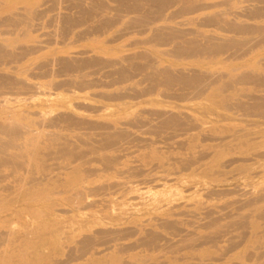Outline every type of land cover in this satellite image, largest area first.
Instances as JSON below:
<instances>
[{"label": "bare ground", "instance_id": "obj_1", "mask_svg": "<svg viewBox=\"0 0 264 264\" xmlns=\"http://www.w3.org/2000/svg\"><path fill=\"white\" fill-rule=\"evenodd\" d=\"M18 1L22 7L0 0V264L25 262L38 241L55 231L48 213L57 210L45 204L50 198L60 197V206L75 204L72 212L93 210L99 204L109 210L120 205L118 200L111 201L112 197L121 195L123 199L140 192L133 187L136 179L150 181L153 172L166 167L170 168L166 177L150 181L152 184L168 182L169 176H175L178 183L187 182L202 169L197 177L217 183L225 178V169L234 165H238V174L264 168V152H260L264 143H255L264 139V62L248 60L264 49V25L236 21L239 17L263 20L264 0H221L228 10L216 13L209 11L219 5L209 6L204 0H90L89 7L84 0H73L76 15L61 17L62 25L71 27L62 31V37L84 22H92V28L80 33L79 39L106 35L118 25L124 28L122 37L137 29L149 38L132 46L171 45L169 53L161 56L191 62L183 69L163 66L150 51L87 60L34 58L41 49L27 44L34 32L43 30L33 26L41 15L27 0ZM232 3L250 6L239 14L232 11ZM177 19L185 21L158 26ZM226 55L224 70L193 69L198 64L211 68ZM242 60L247 62L228 66ZM52 95L55 100L42 106L44 110L33 104L41 96ZM158 95L173 102L167 105L151 100ZM192 102L198 104H176ZM211 116L258 118L262 122L207 128ZM249 127L253 129L247 131ZM169 133L186 136L178 144L185 156H174L177 150L173 157H166L167 152L155 147L152 137L164 139ZM208 166L218 170L213 173ZM234 191L241 192L242 201L214 208L201 202L190 207L181 202L178 193L165 201L167 204L158 195L138 196L133 200L142 202L143 215L135 210L111 216L110 228L97 217L87 221L89 226L73 233L77 240L67 249L68 260L52 256L50 264H101L94 259L82 262L95 257L94 247L102 244L115 249L107 264H147L149 259L151 264L189 260L211 264L216 260L207 252L221 257L236 249L240 244L237 234L246 228L252 232L253 243L264 227V187ZM68 192L71 197L64 198ZM90 198L103 201L87 205ZM83 205L87 207L81 208ZM26 214L35 226L33 239L26 236L28 224L21 233L3 231L12 225L11 218L21 219ZM96 225L103 227L93 231ZM253 246L255 251L241 255L240 260L264 264L259 255L264 241ZM184 252L188 256H183ZM126 255L127 261L123 259Z\"/></svg>", "mask_w": 264, "mask_h": 264}, {"label": "rangeland", "instance_id": "obj_2", "mask_svg": "<svg viewBox=\"0 0 264 264\" xmlns=\"http://www.w3.org/2000/svg\"><path fill=\"white\" fill-rule=\"evenodd\" d=\"M68 1V2H67ZM85 6H90L91 1L90 0H84ZM97 2L103 1V0H94ZM110 0H106V3H109ZM220 2V3H219ZM6 3L10 5H17L19 1L18 0H6ZM27 3L32 4V8L35 10V12H38L41 15V18L37 19L33 22L34 27H43V30L37 33L32 34V41H30L27 45H34L39 46L41 51L34 55V58H48L52 59L54 57L61 59H71V60H87L90 58H105V57H111V56H128L133 53H138L142 51H150L151 54L156 57L158 61H162L163 66L168 65H174L177 69H183L188 68L191 66V62L189 63H181L178 62L175 59H172L170 57H162L161 54L163 53H169L171 50V45L162 46V45H153V47L150 48L152 45L147 46H132L135 42H145L149 37L146 35H140L137 33V29H133L131 33L128 32L127 35L124 37L120 36L121 31L124 29L122 26H116L106 35H85L82 39L78 38V35L80 33L89 32L92 28V22H84L81 25L74 27L72 30V33L68 36L62 37L61 33L62 31H69L71 27H66L65 25H62L63 23L61 21L62 16L67 15H76V11L73 10V5L75 3L73 0H27ZM204 3L209 6H217L219 5V8L212 9L211 13L221 12L224 10H228V7H223L221 4V0H204ZM93 4V3H92ZM69 7H68V6ZM95 5V4H93ZM110 6L114 7L115 4H109ZM250 6V4H240V3H232V11L243 14V11L245 7ZM18 7H22V4H19ZM252 7V6H251ZM175 8H172L168 10V14H171L172 11H175ZM109 15V12H108ZM233 16L230 17L231 20H234ZM184 19H177L174 20L172 23H160L158 26H177L180 23H183ZM238 23H245L246 25H264V19L260 21H252V20H246L245 18L239 17L236 19ZM186 28V27H185ZM84 30V31H83ZM208 30H212L208 29ZM56 32V33H55ZM71 32V31H70ZM51 34V36L49 35ZM57 34H60V36H57ZM47 35V36H45ZM122 37V38H121ZM78 38V39H77ZM138 40V41H137ZM102 49L103 51L98 52L97 49ZM88 51V54L85 53ZM108 55V56H106ZM227 58V55L218 60V63L216 65L212 66L211 68H202L200 64H198V67L195 65L193 66L194 70H202L205 71L206 69H209L211 71H217V70H224L226 64L224 63V59ZM255 63H263L264 62V49L261 50L258 53H255L251 59ZM223 61V62H222ZM247 61L242 60L239 62L229 64L228 66H234L239 67L243 64H245ZM189 66H188V65ZM264 64V63H263ZM193 65V64H192ZM53 93V92H52ZM264 94V93H263ZM53 100H55V96H41L39 99H37L33 104L40 106L39 108L44 110L43 107H46L49 103H51ZM151 100H154L158 103H166L167 105L169 103H172L173 101L163 98L162 95L155 96L151 98ZM70 101V100H69ZM68 101V102H69ZM81 101H75V103H79ZM180 106L185 107H194L198 103L192 102V103H176ZM142 108V107H141ZM144 108V107H143ZM159 110L163 109L162 106L157 107ZM72 110H76L73 109ZM169 110V109H167ZM60 112H65L66 110L60 109ZM70 111V110H68ZM218 111V110H217ZM67 112V111H66ZM130 112H133L132 110ZM220 112V111H218ZM78 114H82L80 112H76ZM221 116H223L224 113L220 112ZM190 114V113H189ZM225 115V114H224ZM86 116V115H85ZM236 119L232 120H225L223 117H216L211 116L208 118L209 123L207 124V128L210 127H216V129H225L229 128L234 125H238L237 123H240V121H245L249 124H257L259 122H262V120L258 118H242V117H235ZM253 121V122H252ZM253 129V128H252ZM251 127L247 129V131L252 130ZM193 133V132H192ZM191 133V134H192ZM194 134V133H193ZM172 136V137H171ZM219 137L218 135H215ZM223 138L228 136L227 134L221 135ZM38 137V136H37ZM153 141L156 143L155 147H157L164 153L166 157H173V152H176L178 150V144L184 142L186 140V136H180V135H173L172 133H169V136H167L164 139H157L155 137H152ZM170 138V139H169ZM41 139V138H39ZM167 139V140H166ZM159 142V143H158ZM256 144L264 143V139H258L255 141ZM209 144H216L209 142ZM173 148V149H172ZM170 152V153H168ZM182 151H177L176 155L174 156H180V155H186V153H180ZM260 152H264V149H261ZM239 157V156H238ZM226 159H224L225 161ZM207 169H211V171L214 173L216 172L217 166H208ZM238 168V165H234L233 167H229L225 169L226 176L222 180H219V182L216 183V181H211L209 179H206L204 177H197L199 174L203 173V169L197 171V176L189 179V181H184L182 183H178L175 180V176H169L168 182H159V183H153L150 181H154L155 179L164 178L166 177V171L170 168L166 167L165 169H160L155 172H153L150 176V181L144 178L136 179L134 182H138L133 185L135 189L140 190V192L133 193L127 197L122 198L121 195H116L115 197H112L113 202L120 203L119 206H116L115 209L111 208L108 210H103L102 206L99 204L98 208H95L93 210H81V211H75L72 212V208H76L75 204L72 206H60L61 202L59 201L60 197H53L50 198L49 201H47L45 204L48 206H54L57 210L56 212H49V220L51 221V226L55 227V231L51 233L48 237L41 238L38 243L32 248V251L30 253V256H26L25 262H20L19 264H50L52 256L55 259H59L62 261H67V249L71 246L72 242L76 241L77 238H74V234L78 229L86 228L90 225L88 224L89 221H91L93 218H100L103 219L106 224L108 223V219L111 218V216L116 217L119 214L122 213H133L135 210H137L139 216L143 215L145 213V210L143 209V206L140 204V200H133L135 198L141 197V198H149L155 195L161 196V199H163V204H167V201L173 194H180L182 197V201L184 203H187L188 206L192 207L194 203L201 202L204 203L208 208L211 207H220L224 206L228 203L242 201L243 198L240 196L241 192L234 193L235 189L240 188L246 191L255 189L260 190L264 187V168L263 169H257V170H251L244 174H238V171L236 172ZM205 169V168H204ZM192 170L189 171V174L193 176ZM146 181L145 183H143ZM141 182V183H140ZM72 192V191H70ZM71 197V194L68 192L64 198ZM103 198H90L87 201V205L90 203H94L96 200H102ZM142 203V202H141ZM104 205H107L104 204ZM136 206V207H133ZM87 207L86 205H83L81 208ZM59 210V211H58ZM189 218V217H188ZM12 220V225L5 228L3 231H14L15 233H21L24 232V225L28 224V228L26 232V236L29 239H33L35 233H31L33 231V227H35L32 224V221L28 217V215H24L21 219H18L14 217ZM9 220V221H11ZM88 221V222H87ZM87 222V223H85ZM110 223V222H109ZM111 225L107 224V228H110ZM99 226L96 225L93 226V231H96L100 229ZM11 229V230H10ZM106 229V228H104ZM264 231V227H261V229L258 231V236L254 238L253 243H256L258 241L263 240L264 241V234L262 232ZM73 234V235H72ZM237 234V233H236ZM235 234V235H236ZM240 235V244L237 246L236 249L228 252H224L223 255L216 256L214 255V251H211V253H206L208 257L215 258V262H212L211 264H249L246 262H243L240 260L241 255H246L249 253L254 252V246L253 243L250 242V237H252V232L249 228L244 229L243 231L239 232L237 236ZM71 237V238H70ZM80 239V238H79ZM227 244H222L221 247H226ZM114 248L108 245H97L94 247L93 253H95V257L88 256L84 259L82 263H84L87 260L94 259L97 262L101 264H107L110 261H112V257L114 254ZM64 251L60 256L58 255L59 252ZM183 256H188L187 253H182ZM200 255H203L200 254ZM259 255L262 256L264 259V248L259 250ZM129 256H123V259L127 261ZM153 261L150 259L147 260V264H151ZM164 263H167L166 261H163ZM86 263V262H85ZM84 263V264H85ZM70 264H75V262H72ZM78 264H81V262H78ZM179 264H198L196 261L189 260L187 262H181Z\"/></svg>", "mask_w": 264, "mask_h": 264}]
</instances>
